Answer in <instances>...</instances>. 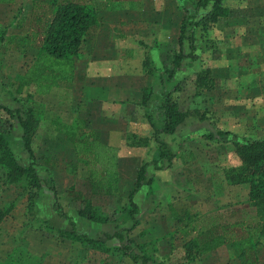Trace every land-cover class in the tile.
<instances>
[{
	"label": "rangeland",
	"instance_id": "374dc122",
	"mask_svg": "<svg viewBox=\"0 0 264 264\" xmlns=\"http://www.w3.org/2000/svg\"><path fill=\"white\" fill-rule=\"evenodd\" d=\"M33 1L13 0L0 5V37L5 32V37L0 40V104L12 109L18 107L40 109L43 105V118L32 138V147L38 163L37 171L40 176L45 174L41 177L44 176L43 179L46 181V186L41 189L36 202L39 216L50 220L56 227L66 229L73 228L71 225L73 221L79 232L98 239L100 243L94 245L62 240L58 235L48 233L43 227L27 225L26 190L18 185L8 184L6 170L0 166V206L16 201V208L0 224V263L11 264V260L14 259L19 264H138L119 248L116 239H109L107 235L132 226L129 193L134 188L138 169L147 162L149 163L147 177L152 180L148 184L145 183L134 198L140 207V213L137 215L140 224L131 232L125 231L128 237L138 243H132V249L140 252L139 247L146 243L144 246L148 253L157 260L165 261L166 264H236V257L231 248L228 252L230 255L226 257L210 254L197 255L198 258L193 261L189 259V254L186 253L188 249L185 247L187 238L183 237L176 222L171 218V206L182 210L187 209L186 205L192 202L193 198L191 200L188 198V190L192 186L201 196L211 198L212 202L213 196H216L206 176H203V173L195 174L194 170L188 167L192 166L191 150L178 147L177 156L169 163L168 160H161L159 143L155 135L147 136L140 126L136 133L124 131L122 143L117 146L120 181L96 187L91 184L85 165L77 160L73 144L66 139L65 134L57 131V126H61L63 122H60L61 120L56 122L60 117L51 116L56 110L47 109L46 104L36 97L34 85L25 87L23 92H18L21 80L29 66L33 64L37 52L36 48L25 45L27 36L34 26ZM91 1L99 10L98 27L109 28L111 36L108 41L117 42V45L122 44V47L127 45L126 48H122L126 59L132 58L133 67L138 68L140 73L150 74L155 78L163 75L165 80L163 94L174 93L171 97L179 102L180 108L184 111L198 108L206 115L207 112H211L209 109L216 106L215 102L210 101L212 98L216 99L212 94L218 92L221 82L217 79L215 87L210 91L197 90L194 78L205 65L210 66L213 55L219 49L227 50L233 58L238 53V58H235L240 64L239 71L242 75L258 72L260 68L255 67V60L254 64L252 60H247L250 55L264 60L260 48V39L263 38L261 32L264 29V0H223L222 4L230 9L228 16L221 17L207 32H203L200 27L191 26V31L196 32V51L191 52L190 42L185 39L182 51L185 56L181 69L173 80H167V70L173 68L175 56L180 51L177 39L179 26L187 12H195L199 0ZM213 3L212 1L206 8L201 7L197 19L211 10ZM91 34L93 36V30L90 36L88 35L89 38H92ZM88 37L84 41V47L89 42ZM115 52L114 55L119 56L121 50H118L117 54ZM244 69L247 70L243 71ZM239 71L235 65L234 72ZM206 117L210 118L209 115ZM200 122L203 121L197 116L186 117L179 125L180 128L174 132L176 134L174 140L179 141L184 133L199 130ZM0 123H5L4 127L10 128L6 137L17 160L22 165H28L32 159L22 144L23 132L18 120L11 119L8 113L0 110ZM109 123L114 126L111 119ZM83 127L86 128V133H91L87 120ZM214 127L217 132L216 126ZM98 132L94 133V137L100 138L102 133ZM102 139L109 143L108 138ZM234 143L225 146L224 149H230L235 153ZM205 144L206 141L198 138L193 142V146L201 153L207 149ZM221 150L224 152L222 148ZM45 155H50L52 161L45 160ZM183 156L187 161L181 160ZM236 189L239 193V188ZM78 192L83 194L82 199L77 198ZM55 201L61 204L63 211L71 220L57 213L54 208ZM239 204L241 205L238 206L239 218L243 215L254 218L255 209L250 203L246 205L241 196L236 205ZM85 205H90L92 213L99 214L103 220L92 221L82 218L78 210ZM76 216H79V220H75ZM232 217L229 215L227 222H233ZM215 218V223H218L219 219ZM190 253L191 256L196 254L194 251ZM260 253L264 259V248Z\"/></svg>",
	"mask_w": 264,
	"mask_h": 264
},
{
	"label": "trees",
	"instance_id": "16d2710c",
	"mask_svg": "<svg viewBox=\"0 0 264 264\" xmlns=\"http://www.w3.org/2000/svg\"><path fill=\"white\" fill-rule=\"evenodd\" d=\"M12 1L0 0V3ZM212 1L214 2L212 9L197 19L200 8L208 7ZM222 2L223 0H199L195 12H187L181 23L180 51L175 56L173 68L169 71L167 70V80H173L175 74L181 69L185 56L182 53L185 39L190 42L191 52L196 51V32L191 31V26L200 27L203 32H207L211 26L219 22L221 17L229 15L230 9L225 7ZM91 3V0L33 1L34 26L31 33L27 36L25 45L36 48L37 53L33 64L29 66L21 80L17 89L19 93L23 92L25 87L34 85L35 94L41 96L50 93L61 81H73L76 71V60L81 56V47L90 30L97 26L100 21L99 10ZM38 11L40 12L38 13ZM4 37L5 32L1 34L0 40ZM216 80L211 67L205 65L195 75V87L197 90L210 91L215 87ZM163 81L165 82L164 79ZM149 93L147 92L144 96L145 104L148 101ZM172 95L170 93L164 94L161 106L164 114L162 130L157 129L148 117L155 129L154 135L159 143L161 160H168L169 163L174 160L176 153L172 151L167 142L159 139V134L161 132L174 133L188 116H197L201 120H204L205 116V113L198 108L182 110L179 102L173 99ZM40 109L34 107L12 109L0 104V110L8 113L11 119L15 118L18 120L23 132L22 144L32 159L28 165H22L17 160L14 150L6 137L10 132V128L4 127L5 123H0V166L6 170V181L8 184H15L26 190L28 199L27 225L43 227L48 233L56 234L62 240L98 244L100 243L98 239L79 232L73 221H71L73 228L66 229L56 227L50 220L39 216L36 202L40 197L41 189L46 186V181L37 171L36 165L38 163L32 147V138L41 123V118H43V105H41ZM59 121L60 118H57L56 122ZM60 122L63 121L61 120ZM84 122L83 119H75L71 124L63 122L61 126H57V131L65 134L66 139L73 144L74 154L77 160L87 168L91 184L98 187L119 182L121 178L118 167L119 148L94 137L95 131L86 133L87 130L83 127ZM10 126L12 127V124ZM217 133L221 138H226L231 134L230 131L221 129H218ZM207 137L215 138V135L211 133ZM235 151L241 158V165L226 169L225 177L227 183L232 185H250L249 202L255 209L254 218L227 225H220L212 219H205L203 224L199 226L196 215L189 209L178 210L171 206V216L182 226L180 229L181 233L184 238H187V246L185 245V247L188 252L186 253L189 254V259L192 261L198 258L197 255L208 254L228 241L235 240V243L239 245L241 264H261L259 255L261 247L259 246H261L262 238L264 237V138L251 139L246 143L236 142ZM45 156V160H51L50 155ZM156 164L158 163L156 162ZM148 165L149 163L145 162L140 166L136 182H134V188L129 193V202L132 208L129 212L133 220L132 226L118 229L114 234H108L107 236L109 239H116L120 245L119 248L138 264H166L165 261L157 260L148 253L144 246L146 243L141 244L142 246L139 247L140 252L134 251L131 244L136 243V241L125 233L126 230L129 232L133 231L140 224L139 217H137L140 213V207L134 198L141 187L152 180L147 177ZM54 191L56 190L54 189ZM76 196L78 199L83 198V194L80 192L76 193ZM15 208L16 201L0 206V224ZM54 208L59 215L70 219L58 201H55ZM78 213L82 218L88 220H103V217L99 214L92 213L90 205L80 207ZM235 228H239V230L235 231ZM194 232L195 234L192 235ZM192 251L196 253L194 256H191L190 252ZM11 264L19 263H16L13 259Z\"/></svg>",
	"mask_w": 264,
	"mask_h": 264
},
{
	"label": "crops",
	"instance_id": "0c3cea01",
	"mask_svg": "<svg viewBox=\"0 0 264 264\" xmlns=\"http://www.w3.org/2000/svg\"><path fill=\"white\" fill-rule=\"evenodd\" d=\"M108 1L116 2L119 0ZM0 5L2 4L0 3ZM181 23L179 31L181 30ZM92 30L93 36L91 34L92 38H89L88 35L90 36ZM90 32L86 36L89 42L86 47L83 43L81 56L76 60L73 81H61L50 93L41 96L36 94V97L46 104L47 109H55V114L52 113L51 116L60 117V120L64 123L71 124L75 119L87 120V124L92 131L102 133L99 139L104 141L102 138H108L109 143H106L110 145L120 146L124 131L136 133L139 131L138 126L147 136H154L155 129L148 117L157 129H163L164 114L161 106L164 100V76L161 75L155 78L150 74L144 75V73H140L138 68L133 67V59H126V54L122 49L126 48L127 45L122 47V44L117 45V42L108 41L109 36H111L109 28L98 27L97 25ZM261 35L263 38L260 39V48L263 52L261 55L264 56V29ZM179 36L177 38L178 43ZM256 44L258 43L256 42ZM118 50H121V52H119V56H115L114 52L117 54ZM226 51L219 49L213 55L214 57L210 63L213 76L221 82L218 92L212 94V97L215 96L216 99L212 98L210 102H215L216 106L214 109H209L211 112H207L206 115H209L210 118L206 117V119L205 115L203 122H200L199 130L184 133L179 141L174 140L175 133L161 132L159 134V139L167 142L174 153L177 154V148H181V146L182 149L191 150L193 152V160L190 162L192 166L188 167L192 168L195 174L200 175L203 173V176H206L208 182H211L210 184L214 188L212 190L215 191L216 196H213V202L211 198L201 196L197 189H193V186L188 190V198L193 199L192 202L186 205V208L197 215L199 226L203 224L205 219L216 220L215 217L219 219L218 223L220 225L253 219L252 217H244L245 215L239 218L238 206L241 205L236 204L239 203L240 196L243 197L246 205L250 203L247 202L250 201V185L227 183L226 169L239 166L242 161L236 151L234 153L232 150L224 148L230 146L232 142L246 143L251 139L264 138V60L262 61L260 57L250 55L247 60H252L253 64V60H255V67L260 68H258V72H248L242 75L239 71L240 64L237 63L236 59L238 53L234 59ZM240 58L239 56V63ZM235 65L239 72H234ZM249 65H251L250 62ZM156 66L158 67L157 64ZM146 86H149V88ZM146 92L150 93L145 104L144 96ZM109 118L114 126L110 125ZM214 126L217 130L230 131L231 134L226 138H221ZM211 133H214L215 138L207 137ZM196 138L206 141L207 149L205 152L201 153L196 146H193ZM181 160L187 161L184 156ZM44 171L47 173L46 169ZM42 175L45 176V174ZM214 181H217V183ZM236 188H239V193ZM220 189L221 192H219ZM242 190L243 195H241ZM229 215L233 216V222H227ZM75 220H79V216H76ZM173 220L181 229V224L175 219ZM238 230L239 228H235V231ZM194 234L195 232L192 235ZM235 242V240H230L204 256L211 254L226 257L230 255L228 252L231 248L234 257H236V264H241L239 245ZM259 247H261L259 251L261 264H264L263 256L260 253L264 248V237Z\"/></svg>",
	"mask_w": 264,
	"mask_h": 264
}]
</instances>
